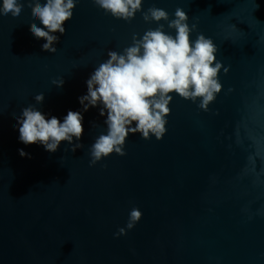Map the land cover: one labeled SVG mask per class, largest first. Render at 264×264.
<instances>
[{
  "label": "water",
  "instance_id": "95a60500",
  "mask_svg": "<svg viewBox=\"0 0 264 264\" xmlns=\"http://www.w3.org/2000/svg\"><path fill=\"white\" fill-rule=\"evenodd\" d=\"M27 3L20 20L0 16V264H264V0H144L172 18L182 8L191 38H211L229 70L207 111L174 95L162 138L130 134L124 156L95 165L98 107L83 113L75 152L25 146L16 118L40 93L45 114L81 110L94 67L156 24L79 0L52 54L31 34ZM132 207L141 217L128 230Z\"/></svg>",
  "mask_w": 264,
  "mask_h": 264
},
{
  "label": "clouds",
  "instance_id": "9594fccd",
  "mask_svg": "<svg viewBox=\"0 0 264 264\" xmlns=\"http://www.w3.org/2000/svg\"><path fill=\"white\" fill-rule=\"evenodd\" d=\"M78 2L28 0L27 7L33 18L31 34L45 41L41 46L43 51L57 52L55 45L60 35L65 34V23L73 18ZM91 2L106 15L125 22L142 13L144 22L155 23L156 27L148 28L143 35L134 33L131 44L122 51H108L107 59L94 67L86 80L87 92L78 98L81 110H69L62 120L45 114L36 107L44 101V94L40 93L34 97L35 104L21 110L16 127L19 142L25 146L36 144L55 153L61 142L66 141L75 152L83 147L79 143L84 131L83 113L98 107L99 115L105 117L106 132L97 136L89 148L91 165H95L113 153L124 156L130 134L138 133L143 139L162 138L174 95L207 111L222 90L219 74L222 70L227 74L229 69L217 59L218 48L211 38L202 33L191 38L197 32V25H189V17L180 7L172 18L155 5L144 11V0ZM24 4L25 0H0V16L10 15L20 20ZM52 84L61 88L64 80L54 79ZM19 154L28 156L23 149ZM257 214L264 216V207ZM140 217V210L132 207L126 228H134ZM125 232V228H120L115 235Z\"/></svg>",
  "mask_w": 264,
  "mask_h": 264
}]
</instances>
